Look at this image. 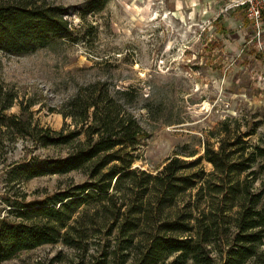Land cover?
Wrapping results in <instances>:
<instances>
[{
  "label": "rangeland",
  "instance_id": "1",
  "mask_svg": "<svg viewBox=\"0 0 264 264\" xmlns=\"http://www.w3.org/2000/svg\"><path fill=\"white\" fill-rule=\"evenodd\" d=\"M46 1L69 10L74 39L23 56L0 52V82L18 95L7 116L26 109L23 119L33 128L67 134L75 130L64 118L71 100L104 84L147 133L133 168L155 175L176 152L190 161L224 145L226 153L245 148L244 159L264 148V26L253 27L237 6L242 0H109L84 19L89 0ZM8 124L0 126V215L88 180L81 171L22 178L19 165L65 156L76 143L45 147L31 130ZM263 164L257 158L242 177L254 181L264 204ZM202 166L214 171L205 160ZM113 218L94 203L82 238L74 232L71 244L44 245L0 264H133L134 249L122 250L123 235L111 232Z\"/></svg>",
  "mask_w": 264,
  "mask_h": 264
},
{
  "label": "trees",
  "instance_id": "2",
  "mask_svg": "<svg viewBox=\"0 0 264 264\" xmlns=\"http://www.w3.org/2000/svg\"><path fill=\"white\" fill-rule=\"evenodd\" d=\"M108 1L89 0L81 18ZM68 14L46 0H0V52L23 56L73 40ZM17 97L0 82V126L31 130L45 147L76 143L65 156L19 165V175L31 180L81 171L88 180L0 215V263L44 245L71 244L74 232L82 238L86 210L100 203L114 217L111 232L123 235L122 250L134 249L133 264H250L256 259L264 264L259 251L264 245L263 193L242 177L257 158H264V148L255 147L244 159L245 148L226 153L224 145L207 149L204 156L191 154L187 157L196 158L190 161L176 152L152 175L133 168L146 131L104 84L82 88L71 100L73 110L64 118L72 120L75 130L67 134L33 128L23 119L26 109L7 116ZM204 160L213 172L206 173ZM136 232L151 233L139 238ZM124 255L129 259L132 254Z\"/></svg>",
  "mask_w": 264,
  "mask_h": 264
},
{
  "label": "built area",
  "instance_id": "3",
  "mask_svg": "<svg viewBox=\"0 0 264 264\" xmlns=\"http://www.w3.org/2000/svg\"><path fill=\"white\" fill-rule=\"evenodd\" d=\"M238 7H245L248 18L259 32L264 26V0H242Z\"/></svg>",
  "mask_w": 264,
  "mask_h": 264
}]
</instances>
